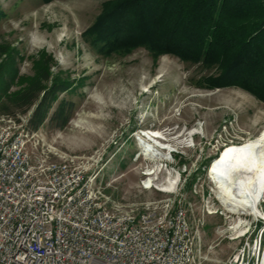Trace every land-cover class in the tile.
Here are the masks:
<instances>
[{
    "label": "rangeland",
    "instance_id": "obj_1",
    "mask_svg": "<svg viewBox=\"0 0 264 264\" xmlns=\"http://www.w3.org/2000/svg\"><path fill=\"white\" fill-rule=\"evenodd\" d=\"M107 1L0 0V42L18 50L19 75H32V56L46 50L56 62L53 72L79 83L50 110L62 99L73 104L68 124L53 127L47 119L38 132L61 152L92 156L105 194L128 206L170 197L139 187L148 159L157 172L167 164L180 177L178 190L201 243L202 264H222L244 239L242 232L256 234L264 219L249 210L228 211L210 165L225 146L264 132V101L237 85L206 82L219 74L217 64L168 53L154 59L144 46L111 53L88 33ZM4 106L24 118L32 111H18L8 101ZM147 131L159 132L155 142L168 149L156 155L140 148ZM259 207L264 212V196ZM240 220L244 225L236 227Z\"/></svg>",
    "mask_w": 264,
    "mask_h": 264
},
{
    "label": "built area",
    "instance_id": "obj_2",
    "mask_svg": "<svg viewBox=\"0 0 264 264\" xmlns=\"http://www.w3.org/2000/svg\"><path fill=\"white\" fill-rule=\"evenodd\" d=\"M148 160L139 187L170 197L128 206L105 194L92 156L61 152L28 118L0 113V264H202L180 177ZM240 237L222 264H264V226Z\"/></svg>",
    "mask_w": 264,
    "mask_h": 264
},
{
    "label": "trees",
    "instance_id": "obj_3",
    "mask_svg": "<svg viewBox=\"0 0 264 264\" xmlns=\"http://www.w3.org/2000/svg\"><path fill=\"white\" fill-rule=\"evenodd\" d=\"M88 33L111 53L144 46L154 59L168 53L217 64L219 74L206 82L237 85L264 101V0H109ZM17 58L12 44L0 42V113L17 115L3 110L8 101L18 111L32 110L31 131L47 119L53 127L66 126L73 104L62 99L50 110L61 93L79 83L53 72L56 62L46 50L32 56V75H19ZM210 161L204 162L206 170Z\"/></svg>",
    "mask_w": 264,
    "mask_h": 264
},
{
    "label": "bare ground",
    "instance_id": "obj_4",
    "mask_svg": "<svg viewBox=\"0 0 264 264\" xmlns=\"http://www.w3.org/2000/svg\"><path fill=\"white\" fill-rule=\"evenodd\" d=\"M141 136L140 148L144 150L160 155L161 149H168L155 142L161 138L159 132L147 131ZM213 161L209 173L226 209L233 213L249 210L250 214L264 219V212L259 207L264 196V132L244 142L225 146ZM244 223L240 220L236 227Z\"/></svg>",
    "mask_w": 264,
    "mask_h": 264
},
{
    "label": "water",
    "instance_id": "obj_5",
    "mask_svg": "<svg viewBox=\"0 0 264 264\" xmlns=\"http://www.w3.org/2000/svg\"><path fill=\"white\" fill-rule=\"evenodd\" d=\"M220 154V153H219ZM211 166V165H210Z\"/></svg>",
    "mask_w": 264,
    "mask_h": 264
}]
</instances>
